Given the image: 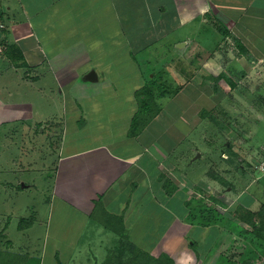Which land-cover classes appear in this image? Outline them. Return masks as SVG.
I'll return each instance as SVG.
<instances>
[{
    "label": "crops",
    "instance_id": "obj_1",
    "mask_svg": "<svg viewBox=\"0 0 264 264\" xmlns=\"http://www.w3.org/2000/svg\"><path fill=\"white\" fill-rule=\"evenodd\" d=\"M220 22L237 46L224 55L225 69L233 56L241 68L251 62L252 74L264 66V0H0V127L35 125L43 136L57 137L60 152L54 194L66 214L57 215L55 225L50 215L47 236L55 243L39 264H103L121 239L115 226L127 242L176 262L192 245L189 232L211 228L189 220L198 196L220 205L217 197L224 207L259 210L264 204L240 185L242 176L256 174L264 153V144H245L244 137L254 135L242 126L226 132L227 148L217 158L209 154L214 169L192 176L183 168L203 157L191 137L203 118L200 103L217 106L216 86L203 88L218 75L220 52L205 50L194 31L206 24L219 29ZM11 45L22 53L15 62ZM91 71L97 80L88 79ZM160 75L175 83L187 78L166 103L176 101L162 132L169 137H147L166 116L162 105L132 135L137 90ZM222 183L229 184L227 196L236 194L229 204L215 193ZM147 205L160 206L163 219L149 217L142 210ZM146 238L156 240L141 241Z\"/></svg>",
    "mask_w": 264,
    "mask_h": 264
},
{
    "label": "rangeland",
    "instance_id": "obj_2",
    "mask_svg": "<svg viewBox=\"0 0 264 264\" xmlns=\"http://www.w3.org/2000/svg\"><path fill=\"white\" fill-rule=\"evenodd\" d=\"M218 26L225 29L222 22L218 23ZM194 34L203 44L205 50L209 51L216 46L220 52V60L216 63V66L220 65L218 75L214 79L208 80V82L205 80L203 88L206 89L207 86L212 88L213 84L216 86V90L212 92L211 97H213V101L217 102V106L209 109L205 103H200L201 106H205L204 109L212 110V112L211 115L201 119L199 125L194 127L195 129L191 135V137H196L198 140L203 157H199L191 165L189 163L183 165L184 170L188 171L190 175L193 176L194 172L196 176H199L203 171L214 169L212 166L211 168L208 167L209 154L213 155V158H217L219 152L227 148L225 145L228 137L225 135L226 132L237 126H242L245 130L248 129L254 135V137L250 136L252 139L244 137L245 144L253 147V149L264 144V66L263 63H259V68L252 74L249 68L251 62L246 63V67L241 68L242 64L235 60L232 55V60L228 66L230 70L225 69L227 62L224 55L230 51L233 52L231 54H234L237 50L235 37H231V41H229L222 30L211 24L201 25L194 31ZM243 72L247 75H244ZM186 79L185 77L184 79L180 78L177 83L185 82ZM172 81L164 89L174 93L177 83ZM194 82L199 85L202 80L196 77ZM200 86L202 87V85ZM157 94L155 102H158L160 106L162 105L165 110L167 109L166 116L152 124L147 137H153L155 134H158V137H169V134L165 135L162 132L167 129L166 118L174 116L176 101L170 100L166 105L169 97L172 96ZM183 99L185 98L183 97ZM177 127L179 128V126ZM205 137H209L211 142L209 143ZM56 141L57 137H45L41 132H36L35 125H3L0 127V232L6 221H9L5 230L6 237H0V246L5 250L4 258L15 256L17 264H39L40 258L43 257L42 253L46 249L50 250L55 243L54 238L47 236L50 215L53 216V225H55V217L59 214H66L65 209L61 207L59 199L54 194V179L60 153L55 146ZM249 151H252V149H249ZM251 156H248L249 172L251 171L250 167L255 164ZM248 176H242L240 181V185L247 192V197L255 196L260 201L264 200V176L257 178V173ZM235 180L236 177L233 175L232 181ZM228 185L222 183L215 189V193H218L226 204H229L232 198L236 196V194L227 196ZM237 191L238 189L235 190V193ZM203 198L202 196L195 198L192 201L193 205L199 203L214 205L210 202H204ZM234 205L233 203L230 207L228 205L224 207L222 204H215L217 210L223 213V218L217 225L210 226L211 228L206 229L205 232L200 230L199 227L189 232L190 242L194 240L196 244L185 246L188 254L176 260L177 264H219V252L229 251L230 249L229 243H223L224 239H229V234L234 232L233 229H240V221H238L233 210ZM142 210L147 211L148 216H152L153 219L155 214L160 215L159 219H163V209L160 206L147 205V207H142ZM96 213H101L100 209H97ZM31 215L35 216L34 222L27 227L19 228L20 219ZM63 225L66 226L64 222L59 223V226L62 227ZM202 232L203 234H201ZM237 233L239 232L236 231L235 233L238 237ZM105 235H108V233ZM7 239L11 240L9 246L5 244ZM105 239L107 242H111L113 238L106 237ZM154 240L156 239H141L144 243ZM220 243L222 244L220 245ZM238 244L239 242H237V246ZM46 257L48 260L49 256L47 254ZM256 263L264 264V258L258 259Z\"/></svg>",
    "mask_w": 264,
    "mask_h": 264
},
{
    "label": "trees",
    "instance_id": "obj_3",
    "mask_svg": "<svg viewBox=\"0 0 264 264\" xmlns=\"http://www.w3.org/2000/svg\"><path fill=\"white\" fill-rule=\"evenodd\" d=\"M219 29L222 30L224 35L229 34V31L226 29H221V27ZM241 47L245 48L244 46ZM7 52H9L14 62L16 59L22 57L21 50H19L17 46H8ZM169 82L170 81L167 78H163L160 75L152 78L147 84L137 90L136 96L138 98L139 107L138 111L133 116L130 134L136 135L140 128L143 127L146 122L148 123L149 120L160 111V104L155 102L158 96L157 93H161L164 96L171 95L173 92L164 89L165 86H168ZM233 84L235 83L233 82ZM180 88L181 86L177 85L174 89V93ZM154 105L155 107H153ZM211 112L212 110L208 111L203 109L201 110V117L209 116L211 115ZM214 201L216 203L221 202L220 204H222V201L217 197L214 198ZM189 208L190 222L202 227L217 225L224 216L223 213L217 210L215 204L209 205L199 203L198 205H193ZM233 210L235 211L238 221L240 220L244 223L241 224L238 222L240 229H233L235 233L236 231L239 232L237 233L238 237L230 235L229 239H224L225 241H223V243H229L230 249L229 251H220V254L217 253L219 254V264H257L256 261L258 259L264 258V204L259 210H251L244 206H237ZM34 218V215L21 218L18 225L19 228H24L32 224ZM8 222L9 221H6L5 226L0 232V237H6L5 230L8 226ZM114 228L119 230L121 239H119V244L107 255L103 264H176L174 258L170 254L162 252L159 255H155L148 251L146 252L137 245L135 246L133 243L127 242L125 237H123L125 235L123 234L122 228L119 229L116 226ZM241 237H243V240ZM237 242H239L238 246ZM5 244L9 246L11 240L7 239ZM195 244L196 242L193 240L192 246ZM221 244L222 243H220V245ZM4 256L5 250L0 246V264L16 263L15 256L12 258L7 256V259H5Z\"/></svg>",
    "mask_w": 264,
    "mask_h": 264
},
{
    "label": "built area",
    "instance_id": "obj_4",
    "mask_svg": "<svg viewBox=\"0 0 264 264\" xmlns=\"http://www.w3.org/2000/svg\"><path fill=\"white\" fill-rule=\"evenodd\" d=\"M1 26H3V24H1ZM255 171L258 174V177L264 176V153L260 160L255 164Z\"/></svg>",
    "mask_w": 264,
    "mask_h": 264
},
{
    "label": "water",
    "instance_id": "obj_5",
    "mask_svg": "<svg viewBox=\"0 0 264 264\" xmlns=\"http://www.w3.org/2000/svg\"><path fill=\"white\" fill-rule=\"evenodd\" d=\"M88 79L89 80H97V76H96V73L95 71H91L89 76H88Z\"/></svg>",
    "mask_w": 264,
    "mask_h": 264
}]
</instances>
